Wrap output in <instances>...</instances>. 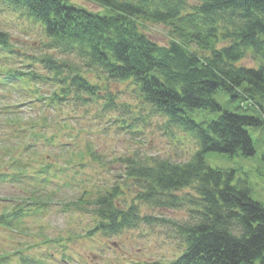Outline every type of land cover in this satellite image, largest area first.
<instances>
[{"label": "trees", "instance_id": "16d2710c", "mask_svg": "<svg viewBox=\"0 0 264 264\" xmlns=\"http://www.w3.org/2000/svg\"><path fill=\"white\" fill-rule=\"evenodd\" d=\"M89 1L102 10L93 11L71 0H0L42 26L49 39L42 44L46 50L73 54L83 61L78 66L47 51L39 56L25 53L24 57L41 65L46 75L24 70L22 64L19 68L0 64V88L9 94L17 92L18 97L30 94L41 109L56 111L70 99L85 101L84 94L97 97L100 87L94 77L101 79L103 75L107 81L130 83L155 113L166 116L170 125L192 133L198 149L184 162L122 158L124 178L133 181L135 191L116 183L90 201L84 191L72 202L77 208L92 206L95 223L88 232L109 236L154 222L174 228L181 251L173 260L130 264H264V206L250 197L247 182H234V171L211 167L204 160L207 151L243 156L254 153L245 127L264 124V119L225 110L213 94L223 90L232 98L247 100L242 104L245 110L264 115L257 102L264 100V0ZM141 21L168 25L174 38L166 44L154 41L140 26ZM11 49L10 36L0 29V54L5 53L1 58L17 55ZM247 54L256 65H237ZM33 81L52 85L43 95L37 87L32 91L28 88ZM14 104H0V131L9 130L15 139L10 146L0 141V158L10 156L12 167L19 171L20 165L29 166L25 154L31 150L36 153L37 145L49 143L56 133L46 136L45 118L39 123L22 121L19 105ZM103 106L117 108L111 91H107ZM196 109L220 113L209 122L197 123L189 117ZM52 166L38 162L35 172L41 185L54 177ZM187 187L191 192L178 194ZM127 197L129 203L123 204ZM15 200L10 210L0 213V225L19 228L35 216L26 209L25 199ZM31 200L36 211L45 208V201ZM139 204L186 205L188 218L178 222L141 215ZM18 230L28 231L26 226ZM40 238L46 243L47 236ZM49 240L52 243L46 244L57 246L59 239ZM17 249L13 256L19 255L22 264H31ZM46 261L36 264H48ZM5 262L1 253L0 264Z\"/></svg>", "mask_w": 264, "mask_h": 264}, {"label": "rangeland", "instance_id": "374dc122", "mask_svg": "<svg viewBox=\"0 0 264 264\" xmlns=\"http://www.w3.org/2000/svg\"><path fill=\"white\" fill-rule=\"evenodd\" d=\"M71 1L93 11L102 10L99 5L89 0ZM22 14L21 10L0 3V29L8 33L11 50L17 52V55L11 53L5 59L1 58L5 53H1V65L19 68L22 64L24 70L34 69L41 75H46L42 74L46 70L41 65H35L23 54L39 56L47 51L82 66V59L73 54L46 50L42 44L49 39L42 26ZM140 26L151 39L160 44H166L174 38L166 24L141 21ZM236 64L255 66L256 62L247 54ZM93 79L100 87L97 97L84 94L85 101L70 99L62 102L58 110L56 107V111L48 107L41 109L40 102L35 101L30 94L18 97L17 92L9 94L0 88L1 105L18 104L17 111L22 121L39 123L41 118H45L48 126L46 136L56 133L49 143L40 142L36 153L31 150L25 154L28 157V167L37 169L38 162L42 165L47 162L51 165L56 163L57 166L50 169L55 176L44 185L36 184L31 179L7 185L5 182L0 183V199L7 195L17 194L19 197L30 194L36 200L46 202L44 209L33 211L35 216L26 220L28 231L25 233H12L11 230L0 227V250L14 251L13 249L27 244L23 256L31 264H36L37 261L40 263L44 259L48 260V264H130L133 261L154 260L169 262L181 251L178 236L170 224L141 223L138 227L124 229L118 234L108 236L94 231L87 236V231L95 223V217L91 213L92 206L84 204L77 208L72 202L85 189L89 192L85 198L90 201L98 192L116 183H120L124 189L128 187L135 191L132 187L135 186L133 181L124 178L125 163L122 158L134 157L148 162L150 158H162L172 162H184L198 149V143L192 133L170 125L166 116L155 113L140 98L134 85L107 81L103 75L101 79ZM51 85L49 81H33L28 84V88L32 91L37 87L40 94L46 95ZM107 91H111L115 97L117 108H104ZM213 98L225 110L253 114L264 119L263 114L243 108L242 104H247V100L232 98L223 90H217ZM30 99H34L33 103H27ZM257 102L264 110V100L258 99ZM218 113L220 112L196 109L189 112V117L197 123H203L216 118ZM245 129L253 143V154L243 156L207 151L204 153V160L211 167L234 171V182L237 179L247 182L250 197L264 206V124L249 125ZM8 133L9 130L0 131V141L6 146H10L15 140L11 133V136H6ZM1 158L0 166L3 163ZM23 173L26 174L27 171ZM183 192H191V188H184L178 194ZM121 202L129 203V198ZM139 209L141 215L149 214L155 218L178 222L188 218L186 205L153 207L139 204ZM42 234L47 236L46 243H52L50 238H58L57 246L41 242L38 244L37 236ZM18 256L4 264H22Z\"/></svg>", "mask_w": 264, "mask_h": 264}]
</instances>
